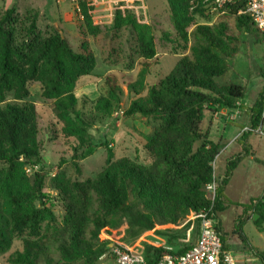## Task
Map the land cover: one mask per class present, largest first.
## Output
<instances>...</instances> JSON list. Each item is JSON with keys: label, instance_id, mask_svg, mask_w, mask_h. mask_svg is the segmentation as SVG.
<instances>
[{"label": "trees", "instance_id": "16d2710c", "mask_svg": "<svg viewBox=\"0 0 264 264\" xmlns=\"http://www.w3.org/2000/svg\"><path fill=\"white\" fill-rule=\"evenodd\" d=\"M164 1L173 38L169 39V33L163 30L160 35L180 43L183 49L190 40L189 52L181 55L174 68L145 94L140 93L141 78L137 81L138 88L135 83L129 84L135 96L123 111L126 116L137 114L155 120L143 145L151 157L149 164L127 156L113 158L106 139H97L88 131L116 110L122 93L114 76L109 75L105 78L106 93L95 99L84 97L79 105L73 92L76 82L92 72L96 60L88 42L82 39L75 50L56 30L41 36L35 31L34 19L19 35L15 30L18 19L14 8L0 15V102L8 93L13 97V101L0 105V252L7 250L18 236L21 248L9 256L12 263L93 264L105 250L101 233L113 235L111 230L123 221L130 227L165 228L179 225L190 211L208 208L210 200L205 185L215 178L212 163L219 146L209 140L203 121L221 108H246L239 103L245 86L217 79L228 70L238 52L237 34L259 31L247 16L235 14L238 6L230 7L226 14L235 17L237 33L231 32L224 21L197 24L188 31L194 16L204 13L201 2ZM90 8L85 1L79 2L83 33L92 37L105 34L93 23ZM110 28L116 35L121 29L130 28L138 56L144 60L156 56L153 27L137 21L132 11L115 10ZM31 82L40 84L41 98L52 100L62 133L74 138L73 156L91 146L106 148L104 166L94 178L82 182H69L58 176L54 179L52 187L63 211L60 224L51 204L42 201L46 196L45 174L34 170L43 165L38 115L34 103L28 100ZM87 101L91 103L90 110L84 109ZM249 108L251 126L256 127L262 120L264 85ZM239 159L235 155L227 161L226 172L215 189L213 214L223 209L224 201L231 203L222 189ZM25 166L33 171H27ZM33 199L39 201L38 206ZM242 207L243 212L250 210L256 215L253 224L261 230L264 191ZM236 232L247 246L249 242L240 225ZM50 244L59 253L57 260L49 252ZM224 247L227 248L225 244ZM247 247L264 264V253ZM186 248L170 251L154 246V254L176 255Z\"/></svg>", "mask_w": 264, "mask_h": 264}, {"label": "rangeland", "instance_id": "374dc122", "mask_svg": "<svg viewBox=\"0 0 264 264\" xmlns=\"http://www.w3.org/2000/svg\"><path fill=\"white\" fill-rule=\"evenodd\" d=\"M141 1L144 12L139 10V14L134 15L140 23H146L153 27L156 56L151 60H144L135 52V39L130 28L121 29L118 35L112 32L110 27L115 10L112 9L113 5L110 4V0H95L93 9L90 10L93 23L97 24L105 33L96 37L83 33L79 3L76 7L74 3L65 0L60 2L54 0H0V15L6 9L14 8L18 19L15 30L19 35L24 34L25 26L34 19L35 31L39 35L45 36L58 27L61 29L62 37L66 38L75 50L78 49L82 39L86 40L96 60L92 72L87 76L80 77L76 82L73 92L79 99V105L81 106L84 97L95 99L99 94L106 93L105 78L109 75L114 76L122 91L116 110L110 116L88 128V131L97 139L100 137L106 139L113 158L127 156L135 161L149 164L151 157L143 145L146 136L153 130L155 120L137 114L124 115V109L135 96L130 90L129 84L135 83L138 88L137 81L141 78L140 93L145 94L147 89L154 85L160 77L168 74L174 68L181 55L189 52L190 40L185 49L180 43L169 40L173 38L171 34L173 26L164 0ZM219 21H224L231 32L237 33L233 15H225L217 22ZM206 22L207 16L204 13L195 15L188 31H191L195 25ZM161 30L169 33V39L161 37ZM237 35L239 39L238 52L231 61L228 70L217 80L244 85L246 88L244 101L249 102L257 90L264 85V34L241 32ZM28 88V100L34 103L38 115V139L43 165L35 167L34 170H40L45 174L43 192L46 196L42 198V201L47 205L51 204V210L57 223L60 224L63 211L61 203L57 200V192L52 187L54 179L58 176L59 179L69 182H82L87 178H94L104 166L106 148L91 146L83 148L77 156H73L71 147L75 144V140L62 133V124L54 115L52 100L41 98L38 82L29 83ZM11 101H13V97L8 93L0 105L3 106L6 102ZM83 106L85 110H90L91 103L87 101ZM1 165L2 163H0ZM25 168L29 172L33 171L29 166H25ZM248 175L254 176L256 180L259 179L258 172L250 171ZM242 176L243 174H239L238 169L234 172L227 190L222 189L228 201L238 200L239 194L246 185ZM248 192L255 195V186L249 187ZM33 204L38 206L39 201L33 199ZM214 214L223 244L236 251L235 253L240 256V264H262L251 254L247 246H252L253 249L264 253V222L261 230L257 229L252 221H248L252 218L251 212L242 213L239 207L232 206L226 201H224L223 209ZM239 225L248 239L247 246L241 243L237 235L236 227ZM111 231L113 233L111 236L105 232L101 233V239L105 242V250L93 264H117L111 250L116 245L144 259H148L155 253L154 246H160L170 251H179L194 242L197 226L196 223L187 221L186 217L179 225L165 228L157 226L154 229L130 227L123 221ZM51 232L52 229H49V233ZM20 248L21 240L15 236L11 246L0 252V264H15L9 260V256ZM49 252L54 260L59 258L54 244H50ZM40 264L42 263L40 262Z\"/></svg>", "mask_w": 264, "mask_h": 264}, {"label": "built area", "instance_id": "2783aa9c", "mask_svg": "<svg viewBox=\"0 0 264 264\" xmlns=\"http://www.w3.org/2000/svg\"><path fill=\"white\" fill-rule=\"evenodd\" d=\"M54 1L60 2L61 0ZM65 1L74 3L76 7L77 3L85 1L86 5L91 7L90 10L93 9L95 2V0ZM200 2L207 16V24L216 23L219 18L229 12L230 7L238 6L235 14L247 16L254 27L260 33H264V0H201ZM110 4L113 5V10H120L122 13L129 10L137 16L139 10L144 12L141 0H110ZM256 131L264 133L261 127ZM220 180L221 178H213L205 185L206 197L210 200L208 208L190 211L187 215V221L196 223L198 233L196 241L188 245L183 252L176 255L156 256L153 254L148 259H144L116 245L111 249L115 262L117 264H238L234 251L224 247L221 235L216 228L217 220L213 214V199Z\"/></svg>", "mask_w": 264, "mask_h": 264}, {"label": "crops", "instance_id": "0c3cea01", "mask_svg": "<svg viewBox=\"0 0 264 264\" xmlns=\"http://www.w3.org/2000/svg\"><path fill=\"white\" fill-rule=\"evenodd\" d=\"M259 90H257L255 93L256 96H252L251 101H244V97L241 99L239 103L246 107L245 109L221 108L212 115H207L203 121V126L208 128L209 140L218 144L219 146L218 154L216 155L213 162L215 178H223L226 172L227 161L235 155L240 156L239 161L227 176V181L223 186V189L227 190L234 172L239 169V174H243V182L246 185L239 194L240 196L238 200L231 201V205L239 207L242 213H245L243 212L242 205L248 204L251 199L259 197L264 191V133H258L256 131V129L259 127L264 128V113L262 114V120L260 124L256 127H252V112L249 108L253 105ZM250 171L255 173L258 172L259 179L256 180L254 176L248 175L250 174ZM252 186H255V195L249 194L248 192L249 187ZM224 197L226 196L224 195ZM246 212L248 213L251 211L247 210ZM255 218V214L252 213V218L248 219V221L250 220L253 222ZM196 239L197 234L194 238V242ZM231 250L234 251L233 249ZM235 252L236 251H234V253ZM235 255L238 264H240V256L237 253H235Z\"/></svg>", "mask_w": 264, "mask_h": 264}, {"label": "water", "instance_id": "95a60500", "mask_svg": "<svg viewBox=\"0 0 264 264\" xmlns=\"http://www.w3.org/2000/svg\"><path fill=\"white\" fill-rule=\"evenodd\" d=\"M55 30L59 33V35L62 37L61 35V29H59L58 27H55Z\"/></svg>", "mask_w": 264, "mask_h": 264}]
</instances>
